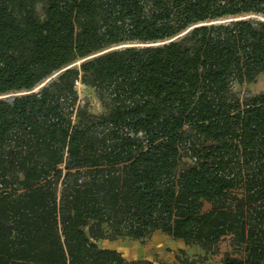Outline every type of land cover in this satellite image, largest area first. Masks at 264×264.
Returning a JSON list of instances; mask_svg holds the SVG:
<instances>
[{"label":"trees","instance_id":"16d2710c","mask_svg":"<svg viewBox=\"0 0 264 264\" xmlns=\"http://www.w3.org/2000/svg\"><path fill=\"white\" fill-rule=\"evenodd\" d=\"M260 75L264 0H0V264H154L98 242L157 231L264 264Z\"/></svg>","mask_w":264,"mask_h":264},{"label":"rangeland","instance_id":"374dc122","mask_svg":"<svg viewBox=\"0 0 264 264\" xmlns=\"http://www.w3.org/2000/svg\"><path fill=\"white\" fill-rule=\"evenodd\" d=\"M36 8L38 14L43 19L44 4L39 3ZM76 88L81 106H88V109L95 114L105 112V106L93 87L79 81L77 82ZM234 91L241 100L264 92V75L258 76L256 81L252 83L236 85ZM98 244L101 247L117 249L127 259H148L154 264H186V262H193V264H219L223 254L229 250V244L225 241L220 246V254L206 256L205 251L201 247L188 246L184 241L174 240L160 231L155 232L152 236L144 240H102Z\"/></svg>","mask_w":264,"mask_h":264},{"label":"water","instance_id":"95a60500","mask_svg":"<svg viewBox=\"0 0 264 264\" xmlns=\"http://www.w3.org/2000/svg\"><path fill=\"white\" fill-rule=\"evenodd\" d=\"M51 79H52V78H50L49 80H47V82L50 81ZM47 82H45L44 84H42V86H44ZM42 86H41V87H42Z\"/></svg>","mask_w":264,"mask_h":264},{"label":"crops","instance_id":"0c3cea01","mask_svg":"<svg viewBox=\"0 0 264 264\" xmlns=\"http://www.w3.org/2000/svg\"><path fill=\"white\" fill-rule=\"evenodd\" d=\"M181 241H183V240H181ZM219 264H221V263H219Z\"/></svg>","mask_w":264,"mask_h":264}]
</instances>
